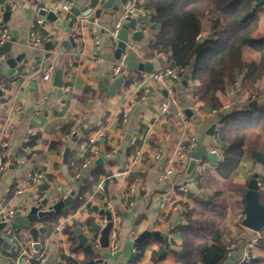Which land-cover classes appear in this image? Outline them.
<instances>
[{"label":"crops","instance_id":"0c3cea01","mask_svg":"<svg viewBox=\"0 0 264 264\" xmlns=\"http://www.w3.org/2000/svg\"><path fill=\"white\" fill-rule=\"evenodd\" d=\"M103 1L0 0V28L8 27L10 39L12 29L16 31L7 50L5 43L0 45L3 53L0 57V218L17 208L21 209L19 214L24 215L32 205L46 200L44 209L72 193L70 205H64L53 216L33 222L35 227L45 229L38 235L37 249L32 246L28 228L10 227L11 232L5 234V226L0 233L10 247L0 245V264H32L33 259L39 263L40 258L48 264H103V261L129 264L137 246L138 251L139 246L143 247L137 264H184L177 258L183 253L181 232L177 228L186 224V209L199 210L201 201L212 193L211 184L214 186L213 181L199 186L198 177L208 178L204 176L207 173L224 181L216 169L221 146L215 142L214 134L206 133L207 127L215 122L216 130L219 118L232 107L264 106L263 95L254 99L256 106L248 105L252 101L250 93H261L262 77L255 82L254 91L239 86L238 82L227 86L217 92L221 101L218 109H203L201 102L191 95L197 80L189 76L185 84L182 82L188 69L173 80L176 102L166 111L160 108L165 92L144 75L147 71L125 69L126 78L120 88L108 95L107 85L113 78L111 75L109 80H103V77L115 46L109 39V29L115 20L106 9L95 16L94 10ZM57 2L68 4L69 8H54ZM5 4L9 5V14H5ZM37 8L53 10L61 23L40 16ZM121 12L122 7L117 17ZM257 14V27L252 33L255 38L264 35V6ZM151 16L152 11L147 9V15L136 22L143 31L142 39L133 47L137 60L149 62V72L166 66L178 68L173 65L168 51L151 48L150 41L158 31V24ZM203 25L208 28L209 23L204 20ZM94 28L98 32V45ZM33 33L39 38L36 45L32 43ZM69 39L71 41L64 45ZM243 53L245 58H258L257 52L248 47ZM17 55L22 57L12 65L8 59ZM14 68H18L21 75H15ZM56 68L61 69L59 86L54 83ZM46 69L51 70L50 78L43 80L41 75ZM17 105L20 112H16ZM184 106L192 110L190 115L185 113ZM69 124V132L62 136V127ZM60 139L61 145L53 146ZM191 139L194 143L187 150L186 160L179 163L175 149ZM201 144L205 145V155L188 171L189 153ZM65 147L69 148L66 162L62 156ZM244 150L232 172V182L242 185L243 189L251 173L257 171L264 195L261 183L264 166L254 159L253 150L247 146ZM163 151L166 154L161 162ZM97 159L100 160L96 162ZM97 167L103 172L83 193V202L71 210L82 179H92L91 172ZM168 168L170 173H166ZM34 173L39 174L36 181L32 179ZM177 183L185 189H179ZM242 189L238 192L226 186L224 216L210 240L217 237L229 246L242 245V236L248 234L241 225ZM33 192L40 197L39 201L33 197ZM92 205H96L97 210ZM108 205H111L110 210ZM102 210H109L113 219L117 240L114 249L110 248V240L107 247H101L99 233L91 227L94 222L101 223ZM75 227L88 236L86 243L78 244L72 232ZM145 230L151 233L135 242ZM256 234L264 241V225ZM165 241L169 248L161 252ZM85 245H90L94 252L89 262L81 248ZM76 246L77 250H73ZM239 249L229 252L237 255ZM251 255L260 258L256 264H264V247L254 244Z\"/></svg>","mask_w":264,"mask_h":264},{"label":"trees","instance_id":"16d2710c","mask_svg":"<svg viewBox=\"0 0 264 264\" xmlns=\"http://www.w3.org/2000/svg\"><path fill=\"white\" fill-rule=\"evenodd\" d=\"M145 9L152 11L151 20L158 24V31L150 41L156 51L169 52L173 65L191 70L190 78L197 80L191 95L201 102V108L218 109L221 101L218 91L227 86H239L254 91L255 82L264 77V35L255 38L253 31L258 23V10L263 6L254 0H138ZM209 23L205 28L203 21ZM202 36V38H199ZM199 46L198 50L196 47ZM257 52V60L244 57V48ZM264 96V83L261 90ZM214 139L221 146V158L216 169L224 181H218L205 173L199 176L198 185H212V193L201 201V208H187L186 224L178 227L181 232L182 254H177L184 264H222L230 250L225 242L215 237L227 205L225 189L241 192L242 185L232 182V172L239 164L247 146L264 153V106L251 109L232 107L219 118ZM69 125L61 129L62 136L69 132ZM62 140L53 146L61 145ZM103 170L97 167L92 179H82L78 193L72 202L74 210L83 202V193L90 189L93 179ZM204 174V173H203ZM204 180V181H203ZM264 185V174L261 176ZM259 199L264 195L259 190ZM243 203V202H242ZM55 215V214H54ZM53 216V215H52ZM90 222V221H89ZM257 246L264 247L262 239ZM239 249L238 244H236ZM77 246L73 250H77ZM89 262L94 252L90 245L82 246ZM129 264H137L142 256V246L136 247ZM67 259V258H66ZM260 258H251L248 264H256ZM87 262V263H88ZM32 264H38L37 259Z\"/></svg>","mask_w":264,"mask_h":264},{"label":"water","instance_id":"95a60500","mask_svg":"<svg viewBox=\"0 0 264 264\" xmlns=\"http://www.w3.org/2000/svg\"><path fill=\"white\" fill-rule=\"evenodd\" d=\"M4 1V0H1ZM129 0H104L99 7H97L94 10L95 16H99L102 12V9H106L105 11L111 15L113 20H116L117 18V12L122 7V10L125 8L127 2ZM255 3H258L260 5L264 6V0H254ZM108 8V10H107ZM5 14H9V5L5 4ZM38 14L40 16L45 17L48 20L54 21L56 24H60L61 20L57 17L55 12L50 9L46 8H37ZM137 19L134 17H127L122 23L120 28L118 29V32L115 36L110 35L109 39L110 41L114 42V49L112 50V56L109 58V64L106 68V73L103 77V80H109V77L112 75V69H113V62L115 60H118L122 54L125 55V67L121 70V73L117 76L112 75L113 81L107 85V93L108 95H113L115 92L118 91L120 88L123 80L126 78V73L124 72L125 69H137L140 71H151V64L146 61H138L136 58L135 50L133 49L134 46L137 45V42L142 39L143 37V31L137 27L136 25ZM112 25L110 26V28ZM129 30H131V33L129 35ZM13 36L9 41H6L4 44V48L10 46L11 41L14 40L16 36V31L12 29ZM199 38H202V36H199ZM71 41L70 39L68 41H64L63 44L66 45L67 42ZM199 46L196 47V50H198ZM7 50V49H6ZM22 55H17L14 59L10 58L8 61L12 62V65L15 63V60H20ZM191 73V70L188 71L187 74H185L184 79L182 82L185 84L187 82V79L189 78ZM54 83L55 85L59 86L62 84L61 81V69L56 68L54 71ZM107 82V81H104ZM249 107H253L257 105L256 100H252L249 104ZM184 111L188 115L192 113V110L189 107L184 106ZM221 114V113H220ZM216 128V123H211L207 129L206 133L209 135H213ZM205 151V145L201 144L196 149L191 151L189 153L188 158V164H187V170H191L196 164L199 158L203 157ZM166 151H163L162 157L160 159L161 162L164 161L165 153ZM69 153V148L65 147L63 150L62 156L63 161H67ZM253 156L254 159L260 163L262 166H264V153L261 150H253ZM100 159H97L96 162H98ZM259 190H260V179H259V173L257 171H253L250 175V178L248 179L245 187L242 189L243 191V207H242V218H241V225H243L246 228H249L254 231H259L262 226L264 225V202H261L259 199ZM72 199V193H69L65 197H62L52 203L49 206H46L44 209L42 206H45L46 200L42 201L41 204L32 205L29 210L24 214L21 215L19 213H16L12 220L10 221L9 225L12 228H16L19 225L28 228L29 233L31 234L32 240H33V248L37 249L39 247L38 242V235L39 233H43L45 231L44 227H35L33 224L34 221L41 219L46 216H52L55 212L59 211L64 205L69 204V201ZM92 208L94 210H97L96 205H92ZM103 215L106 218V223L101 224L98 222H94L91 224V227L94 231L99 233L98 241L99 245L101 247H107L109 242V231L111 229V223H112V217L109 210H102ZM6 222L2 221L0 218V231L3 230L6 226ZM73 234L77 238L78 244H84L88 240V236L85 235L79 227H75L72 230ZM151 232L149 230L142 231L136 238L135 242H139L141 239H143L146 235L150 234ZM0 245L3 247H10V243L1 235L0 233ZM169 248L168 242L165 241L164 248L161 252H165ZM234 251L237 250V247L235 246L233 248ZM236 255L233 252H229L227 255V258L222 264H231V262L235 259ZM42 264H48V261L43 262ZM103 264H107L105 261H103Z\"/></svg>","mask_w":264,"mask_h":264},{"label":"built area","instance_id":"2783aa9c","mask_svg":"<svg viewBox=\"0 0 264 264\" xmlns=\"http://www.w3.org/2000/svg\"><path fill=\"white\" fill-rule=\"evenodd\" d=\"M54 8H64L67 9L69 8V5L66 3H61V2H57L54 4ZM147 15V9H145L143 6H141L138 2V0H129L125 6V8L122 10L121 14L116 18V20L114 21V23L112 24V27L109 29V33L112 36H115L118 32V29L121 26V23L127 18V17H134L136 19H140L142 17H145ZM93 35L95 38V42L98 45L99 44V38H98V32L97 29L94 28L93 29ZM10 39V31L8 29V27L3 26L0 28V45H2L3 43H5L6 41H8ZM39 42V38L33 33V40L32 43L34 45H36ZM0 57H3V53L0 52ZM123 67H125V55L122 54L121 57L116 60V62L113 65V69H112V75L117 76L121 73V70L123 69ZM184 69L181 67H173V66H166L164 67L162 70H156V71H152V72H147L144 73L145 76L150 77L151 79H153L158 86L165 92V97L163 98V100L160 103V108L162 111H166L169 107L170 104L175 103L176 99L174 97L173 94V80H176L179 78V75L181 74V72H183ZM30 72V71H29ZM50 69H46L42 75L41 78L43 80H47L50 78ZM13 73L15 75H21V71L18 68H14ZM31 74V73H30ZM261 93H256V92H252L250 93L249 98L251 100L257 99L258 96H260ZM225 106H228V104H226ZM20 105L16 106V112H20ZM194 141L191 139L187 144H182L176 147L175 149V157L177 159V161L179 163H183L186 160V156H187V150H189L192 145H193ZM168 161H171V159H169ZM86 165V163H84V166ZM0 169H1V165H0ZM171 169L168 168L166 169V173H170ZM39 177L38 173H34L32 176V179L34 181H36ZM177 187L179 189H185L184 186H182L181 184L177 183ZM18 192H21V189L17 190ZM33 197L36 198L37 201L40 200V197H38V195L33 192L32 193ZM108 209H111V205H108ZM21 209L17 208L15 210H9L2 218L1 220L6 222V229H5V234H9L11 232L10 230V226L9 223L12 220V217L16 214V213H20ZM106 218L103 215L102 219H101V224H105L106 223ZM244 227V226H243ZM245 229L248 230V234H246V236H242L243 237V241H242V245L240 246L239 252L236 255L235 259L231 262V264H248L252 258L251 255V249L255 244V241L257 239V231L251 230L249 228L244 227ZM109 240H110V248L114 249L117 247V240H116V231L113 228V219H112V223H111V229L109 231ZM231 247L233 246V244L230 245ZM134 250V249H133ZM44 261L43 258H40V262L38 264H42Z\"/></svg>","mask_w":264,"mask_h":264}]
</instances>
